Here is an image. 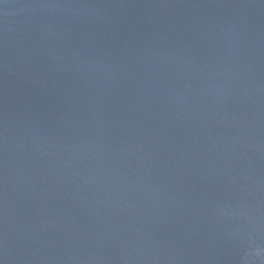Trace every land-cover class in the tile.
Returning a JSON list of instances; mask_svg holds the SVG:
<instances>
[{"label":"water","instance_id":"water-1","mask_svg":"<svg viewBox=\"0 0 264 264\" xmlns=\"http://www.w3.org/2000/svg\"><path fill=\"white\" fill-rule=\"evenodd\" d=\"M0 264H264V0H0Z\"/></svg>","mask_w":264,"mask_h":264}]
</instances>
